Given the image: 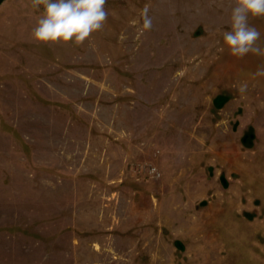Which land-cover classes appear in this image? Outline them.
I'll return each instance as SVG.
<instances>
[{
    "label": "rangeland",
    "instance_id": "1",
    "mask_svg": "<svg viewBox=\"0 0 264 264\" xmlns=\"http://www.w3.org/2000/svg\"><path fill=\"white\" fill-rule=\"evenodd\" d=\"M231 6L107 0L76 46L0 0V264H264V77L223 46Z\"/></svg>",
    "mask_w": 264,
    "mask_h": 264
},
{
    "label": "clouds",
    "instance_id": "2",
    "mask_svg": "<svg viewBox=\"0 0 264 264\" xmlns=\"http://www.w3.org/2000/svg\"><path fill=\"white\" fill-rule=\"evenodd\" d=\"M106 4L107 0H31V7L39 12L31 39L36 44L81 46L107 23ZM256 19L264 20V0H232L223 46L237 59L259 58L261 63L252 75L264 77V34L251 22ZM144 26L150 28L151 22L145 20ZM238 91L245 93L247 84Z\"/></svg>",
    "mask_w": 264,
    "mask_h": 264
},
{
    "label": "built area",
    "instance_id": "3",
    "mask_svg": "<svg viewBox=\"0 0 264 264\" xmlns=\"http://www.w3.org/2000/svg\"><path fill=\"white\" fill-rule=\"evenodd\" d=\"M150 172L153 173V174H155V175L158 174V173L156 172L155 168H151V169H150Z\"/></svg>",
    "mask_w": 264,
    "mask_h": 264
}]
</instances>
